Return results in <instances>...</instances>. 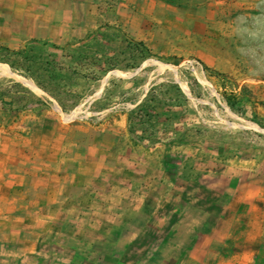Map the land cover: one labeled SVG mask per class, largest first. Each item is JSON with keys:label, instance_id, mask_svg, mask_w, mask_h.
Wrapping results in <instances>:
<instances>
[{"label": "rangeland", "instance_id": "1", "mask_svg": "<svg viewBox=\"0 0 264 264\" xmlns=\"http://www.w3.org/2000/svg\"><path fill=\"white\" fill-rule=\"evenodd\" d=\"M77 1L93 8L97 24L83 39L67 48L32 43L18 56L0 50V62L41 75L55 52V96L44 97L61 125L51 130L76 125L77 138L90 134L103 148V138L115 141L112 153L101 151L109 158L90 162L113 168L90 183L105 199L87 195L71 211L77 220L43 234L41 253L20 256L18 240L0 239V264H49L67 246L82 249L81 264H217L226 256L215 251L241 243L212 239L239 230L234 219L246 210L238 200L264 207V0ZM11 78L0 71L1 88L34 102ZM116 119H125L126 135L103 136ZM5 220L0 236L23 228ZM199 240L210 243L196 252Z\"/></svg>", "mask_w": 264, "mask_h": 264}, {"label": "crops", "instance_id": "2", "mask_svg": "<svg viewBox=\"0 0 264 264\" xmlns=\"http://www.w3.org/2000/svg\"><path fill=\"white\" fill-rule=\"evenodd\" d=\"M92 13L91 6L77 0H0V50L18 56L32 43L53 48L55 45L61 48L73 46L74 42L83 39L97 27V24L92 23ZM147 47H151L150 43ZM71 56H61V59H67V70L70 69ZM49 59L41 75L32 74L21 67H12L9 61L4 60L10 68L8 75L13 77L8 82L21 84L17 93L33 95L34 102L13 98L10 90L1 88L0 79V217L8 222L24 224L22 229L11 228L9 233H3L0 239L18 240L22 246L20 256L41 253L38 243L43 240V234L48 236L54 233V224L57 222L77 220L80 214L75 215L71 211L76 206H84L87 195L93 193L98 198L102 194L99 186L90 185L92 179L113 170L107 167L99 170L90 162L109 158L110 155L101 151L105 148L108 153H112L115 141L103 138L100 143L107 144L103 148L95 144L90 134L77 138L71 134L76 125L67 126L66 134H55L51 130L60 127L61 123L49 118L52 111L45 109L44 96H55V52ZM72 64L74 72L76 67L74 62ZM53 101L55 103V99ZM12 127L36 129L26 133H12L4 129ZM84 127L92 129L91 125ZM43 128H48L46 130L49 133H38ZM101 132L103 136L109 133L114 137L126 135L125 119H116L115 123L105 125ZM114 187L111 185L110 192L115 190ZM106 201H110L107 205L112 207L122 201V196L106 198ZM238 203L237 207L246 210L245 214L234 219L240 225L239 230L221 234L215 231L212 232V239H236L241 240V243H234L235 247L226 244V247L215 251V255L226 256L217 264H251L254 256H264V207L243 199L238 200ZM17 207L27 210L22 211L23 214L12 215L13 208ZM105 217L114 221L109 215ZM209 243L197 241L196 252L206 249ZM81 250L77 246H67V254L62 252L63 257H56L55 262L49 264H81L78 263L77 252ZM20 261L15 264H28L26 258L21 257Z\"/></svg>", "mask_w": 264, "mask_h": 264}, {"label": "bare ground", "instance_id": "3", "mask_svg": "<svg viewBox=\"0 0 264 264\" xmlns=\"http://www.w3.org/2000/svg\"><path fill=\"white\" fill-rule=\"evenodd\" d=\"M10 68H9V66L8 65H6V64H1L0 63V71L2 72V73H10V70H9ZM29 84V83H28ZM34 85V84H33Z\"/></svg>", "mask_w": 264, "mask_h": 264}, {"label": "trees", "instance_id": "4", "mask_svg": "<svg viewBox=\"0 0 264 264\" xmlns=\"http://www.w3.org/2000/svg\"><path fill=\"white\" fill-rule=\"evenodd\" d=\"M12 67H14L12 64H11Z\"/></svg>", "mask_w": 264, "mask_h": 264}]
</instances>
